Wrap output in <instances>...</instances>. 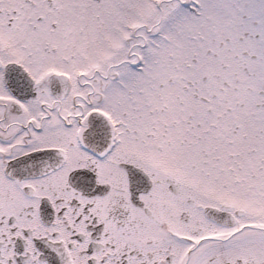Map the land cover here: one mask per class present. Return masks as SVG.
<instances>
[{"label":"snow or ice","instance_id":"obj_1","mask_svg":"<svg viewBox=\"0 0 264 264\" xmlns=\"http://www.w3.org/2000/svg\"><path fill=\"white\" fill-rule=\"evenodd\" d=\"M0 264H264V0H0Z\"/></svg>","mask_w":264,"mask_h":264}]
</instances>
